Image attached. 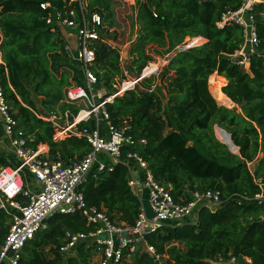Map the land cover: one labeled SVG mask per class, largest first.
Returning <instances> with one entry per match:
<instances>
[{
    "label": "trees",
    "instance_id": "trees-1",
    "mask_svg": "<svg viewBox=\"0 0 264 264\" xmlns=\"http://www.w3.org/2000/svg\"><path fill=\"white\" fill-rule=\"evenodd\" d=\"M49 1L59 9L67 0ZM82 1L87 15H100L104 26L101 36L115 46L93 44L95 60L91 70L97 78L94 90L104 87V97H109L116 93L112 87L115 78L121 75L119 81L125 79L119 47L111 37V30L117 28L113 2ZM40 2L0 0V85L9 114L33 139V145H47L49 158L68 164L89 153V144L76 137L53 141L51 124L37 116H41V110L49 116L68 112L71 121L85 106L79 101L69 102L66 92L84 83L78 65L65 53L62 32L46 26ZM242 3L243 0L135 1L140 30L130 51L134 59L127 66L132 76L137 77L153 62L147 52L150 45L165 48L161 54L169 56L186 39L206 41L176 54L160 72L162 86L168 92L186 85L183 97L168 96V113H160L155 96L149 92L151 85L142 88V83H136L122 96H114L105 106L115 124L129 120L132 135L146 139L144 159L154 179L169 189L176 201L190 200L194 191L220 193V207L214 212L200 209L196 224L166 226L146 236L158 254L168 256L165 264H212L230 256L264 264V209L253 201L237 203L239 196L252 198L258 192L253 177L264 182V1L252 12L258 44L248 57L247 71L242 64L232 62L243 44L242 28L234 23L221 29L216 25L223 14L236 11ZM208 89L215 99L213 90L228 106L236 105L240 111L218 106ZM214 126L221 129L222 143L214 136ZM78 128L92 131L94 120ZM225 144L238 149V154L231 153ZM248 164H253V172ZM14 165L0 151V168ZM128 178L124 165H117L110 173L92 170L78 191L87 207L104 211L117 224L131 226L140 202L131 193ZM45 225L23 248L18 264H90L94 255L91 243H79L75 256L66 259L59 247L67 231L89 233L97 229L96 224H88L75 213L56 214ZM8 228L9 217L0 211V246ZM135 264L154 262L139 249Z\"/></svg>",
    "mask_w": 264,
    "mask_h": 264
},
{
    "label": "built area",
    "instance_id": "built-area-1",
    "mask_svg": "<svg viewBox=\"0 0 264 264\" xmlns=\"http://www.w3.org/2000/svg\"><path fill=\"white\" fill-rule=\"evenodd\" d=\"M40 1L39 7L46 13V26L50 27L51 31L62 32L66 40L65 53L70 61L78 65L84 83V86L69 88L66 99L69 102L83 103L85 109L79 111L71 121L68 112L49 118L37 117L51 124L54 131L53 141L76 137L84 139L91 150L80 160L70 161L68 164L60 159L49 158L48 146L39 144L35 147L33 139L9 114L0 85V122L3 133L0 143L16 159L14 166L0 168V211L9 217V228L0 246V264H18L23 248L37 233L46 228L45 221L53 213H79L88 224L98 226L89 233L67 231L59 247V253L65 259L73 255L79 243L88 242L94 247V255L98 257L97 264H124L126 258L136 254L139 249L146 252L154 264H165L164 255L158 254L155 248L147 243L146 236L166 226L196 224L200 209L214 212L220 207V193L212 190L194 191L190 200L179 198L176 201L170 190L154 179L144 159L146 139L132 135L129 120L115 124L105 107L114 96L132 90L137 82L124 79L120 83L115 81L113 89L118 90L119 87L120 90L112 97H104L106 92H100V89L94 90L97 78L91 70L95 60L93 44L99 42L115 47L111 41L101 36L104 26L100 15L97 12L87 15L82 0H67L59 9L49 0ZM207 1L200 0L201 3ZM262 1L264 0H243L236 11H227L216 24L220 29L230 23L242 28L243 44L237 52L244 58L242 65L245 61L248 63L249 55L254 54L258 44L252 12ZM66 30H70L69 35ZM72 34L77 39L76 43L70 37ZM191 46L194 44L187 47ZM118 52L120 54V51ZM149 65L141 72L144 78H149L159 71V66L153 69ZM123 74L126 79L127 74ZM89 119L94 120V130H80L78 125L88 122ZM127 149L128 151H125ZM117 165L128 168L127 185L140 202L138 215L131 226L117 224L111 221L104 211L87 207L83 195L78 191V187L86 181L92 170L95 173H110ZM24 170L34 179L32 191L24 182ZM252 181L258 192L252 198L239 196L237 203L253 201L264 209V182L255 177ZM144 191L147 193L150 215L142 204ZM106 233L109 234L108 239L103 237ZM212 264H252V261L248 257L239 259L230 256L226 259L218 258Z\"/></svg>",
    "mask_w": 264,
    "mask_h": 264
},
{
    "label": "rangeland",
    "instance_id": "rangeland-1",
    "mask_svg": "<svg viewBox=\"0 0 264 264\" xmlns=\"http://www.w3.org/2000/svg\"><path fill=\"white\" fill-rule=\"evenodd\" d=\"M85 1H86V3L88 2V0H85ZM135 1L136 0H112V2H113L112 10L114 13L113 21L117 25V28L111 30V37L114 38L115 43L119 47V51H120L119 56L121 57L120 67H121L123 73L125 72L127 74V77L124 80H129L131 82H132V80H135L137 83H142V84H140L142 86V88L143 87L146 88V87H149L151 85L149 92H152L153 95L155 96L158 107L160 109V113L166 114V113H168V104H167L168 96L175 95L178 97H183L184 88L186 85H182L180 88L179 87H173L170 92H168L167 89L162 86L163 83H162L161 79L159 78V75H160V72L162 71V69L167 65L169 60L168 59L166 60L168 55L164 56L163 54H161L165 48L158 47L157 45H150L147 48L148 54L153 57V62H151L149 66H152L153 64H154L155 68L157 66H159V71L158 72L156 71V74L152 75L150 77L151 80L149 82H147L146 79H148V78H144L143 76H141L142 74H139L137 77L129 74V70H128L127 66L131 63L132 59H134V56L131 55L130 51L132 48V43L136 41L138 31L140 30V25L136 22V17H135V15H136ZM141 1H143V0H141ZM131 3H133L134 5H132ZM105 26L107 27V29L109 31L110 29H109L108 25H105ZM69 32H70V30H66V34L69 35ZM109 33H110V31H109ZM70 37H71L72 41H74V43H76L77 39H76L75 35L72 34ZM205 42H206L205 40H203L201 42V41H197L196 39L191 40V41L186 39L184 41V45L176 47L175 52H180V51H184V50H187L189 48H192V47L200 46ZM193 44H194V46H191L189 48L187 47V46H190ZM156 51H158L160 54L159 55L155 54ZM237 55H239V54L236 53L234 56H237ZM245 62H244L243 66H244V69L247 71L248 70V63L247 62L245 63ZM155 68H153V69H155ZM122 75L124 76V74H122ZM120 79H121V75L116 77L115 81H118L119 83L124 81V80L119 81ZM208 82H209V79H208ZM124 87H126V86H124ZM119 90L120 89L118 87V90H116V93ZM103 91L106 92V89L104 87H101L100 92H103ZM214 91H217V90H213V93H214ZM208 92L210 93L209 89H208ZM113 95H111V97ZM122 95H123V93L119 94L117 96H122ZM211 96H212V94H211ZM213 99L215 100V102L217 103L218 106H223V107H226L228 109L234 108V109H236L237 112L240 111L239 107L236 105H233V106L223 105V104H220L214 97H213ZM220 130L221 129H219L217 126L213 127L214 136L218 141H220V138H221V131ZM223 132H225V131H223ZM2 138H3V133H2L1 122H0V140H2ZM225 145H227V144H225ZM227 147L231 153L238 154V149L235 151V149H233L229 145H227ZM0 151L9 160L10 163L16 164V159L13 157L12 154H10L8 152V150L5 148V146L2 143H0ZM248 166L250 168V171L253 172V169H254L253 164H251V165L248 164ZM23 179H24V182L26 183V187L32 191L33 185H34V179L28 174V172L26 170L23 171ZM143 200H145V199H143ZM71 256H75V252ZM135 259H136V254H132L130 257L126 258V261L124 264H135ZM163 259L166 262V260L168 259V256L165 254ZM97 262H98V257L93 255V257L90 259V264H97Z\"/></svg>",
    "mask_w": 264,
    "mask_h": 264
},
{
    "label": "water",
    "instance_id": "water-1",
    "mask_svg": "<svg viewBox=\"0 0 264 264\" xmlns=\"http://www.w3.org/2000/svg\"><path fill=\"white\" fill-rule=\"evenodd\" d=\"M179 52H175V53H172L171 55H169L166 60H170L172 57H174L176 54H178ZM243 56L242 55H237V56H233L232 58V62L233 63H236V64H243ZM113 99V98H112ZM240 109V108H239ZM40 115L42 117H45V118H49V115L47 113H45L44 111H40ZM54 215H56V213H53L49 218L53 217ZM105 239H108L109 238V234L106 233L104 236H103ZM137 237V236H136ZM129 238V237H127Z\"/></svg>",
    "mask_w": 264,
    "mask_h": 264
},
{
    "label": "crops",
    "instance_id": "crops-1",
    "mask_svg": "<svg viewBox=\"0 0 264 264\" xmlns=\"http://www.w3.org/2000/svg\"><path fill=\"white\" fill-rule=\"evenodd\" d=\"M142 199H145V200H143L142 204H143L146 212L148 213V215H150L151 214V211H150V209L148 207V201H147V193H146V191H144L142 193Z\"/></svg>",
    "mask_w": 264,
    "mask_h": 264
},
{
    "label": "bare ground",
    "instance_id": "bare-ground-1",
    "mask_svg": "<svg viewBox=\"0 0 264 264\" xmlns=\"http://www.w3.org/2000/svg\"><path fill=\"white\" fill-rule=\"evenodd\" d=\"M214 95L216 96V99L218 101H222L225 105H228V103L226 101L222 100V97L220 96V94L217 91H214Z\"/></svg>",
    "mask_w": 264,
    "mask_h": 264
}]
</instances>
